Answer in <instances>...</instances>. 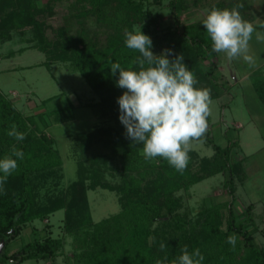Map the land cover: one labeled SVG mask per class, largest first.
<instances>
[{
	"label": "trees",
	"instance_id": "1",
	"mask_svg": "<svg viewBox=\"0 0 264 264\" xmlns=\"http://www.w3.org/2000/svg\"><path fill=\"white\" fill-rule=\"evenodd\" d=\"M9 1L0 0L1 13L11 6ZM75 1L84 4L75 15H71V18L82 21L75 34L68 35L65 28L67 24H63L54 31L55 38L45 35L43 24L30 18L32 9L43 10L35 5V0H23L24 8H19V11L12 9V15H4L8 19L4 21V28L9 29L8 32L17 28L14 22L17 18L13 17L17 14L22 16L18 21L19 28L35 21L39 37L31 48L44 54L45 59L41 64L46 67L54 63L69 65L70 70L79 72L94 94L101 98L103 105L117 92L125 91L116 85L119 73L117 71L113 75L110 72L111 63H119L126 70L129 67L138 70L132 61L140 54L128 49L124 43L125 33L133 31L137 24L150 37L151 48L171 50L172 54L168 56L170 61L177 55H183L182 63L198 81L194 87L210 89L211 99L225 90V84L219 82L223 77L217 72L211 38L204 41L205 35L194 28L195 23L181 25L179 0L170 1L174 26L160 34L149 32L150 25L155 24V18L144 21L146 13L140 4L142 0ZM219 4L221 2L214 4V7L230 8L229 3L223 6ZM24 14L27 17L25 21ZM87 17L94 18L99 27L108 29L104 44L100 45L97 34L92 35V29L85 25ZM202 80L205 81L204 85ZM259 96L264 103V93L260 92ZM48 99L42 100V105ZM69 108L55 109L47 112V115L44 111L26 115L16 109L13 98L0 90V159L11 155L13 146L24 153V159L17 161L18 168L8 177L3 191H0V264L53 260L63 248V238L46 235L24 243L11 253L6 249L8 242L19 235L26 224L48 218L51 213L63 208L64 196L50 197L43 203L38 196L62 165L54 139L46 131L52 123L47 118L53 116L54 122L67 120L71 117L70 112L67 113ZM37 116L44 123L42 128ZM13 124L17 131L25 134L23 141L7 135ZM207 124V131L200 140L212 148L213 154L211 157H200L195 171H189L187 164L182 173L178 172L162 157L146 160L135 148L131 149L126 162L117 169L121 181L114 185L102 183L118 193L120 208L116 213L95 222L87 209L82 193L84 189L79 191L83 194L81 199L77 194L75 199H70L71 203L66 205L64 211L63 225L66 232L74 237L72 257L75 264H157V261L179 264L178 258L184 246L190 253L198 248L204 256L202 264H264V248L255 244L252 230L249 229V224H254L252 204L246 205L242 213L243 220L237 221L233 209L236 200L235 179L241 177L244 169L242 160L232 162L230 159L232 149L239 144L238 140L234 137L225 146L216 144L210 133L209 116ZM103 128L96 125L95 131L83 137L82 134L75 135L77 144L73 142V151L82 148V141L90 144L91 139L98 136L99 130ZM86 169V178L90 179L91 185L99 184L98 170L94 167ZM86 169L82 168V171ZM218 173L226 175L222 182L226 199L214 202L206 198L193 220L187 214L178 213L182 204L181 196H177L176 192L187 190L193 184ZM82 186L81 180L78 187ZM156 222L158 224L154 225ZM233 235L237 238L234 247L227 242L228 237ZM161 243L167 245L163 251L160 249Z\"/></svg>",
	"mask_w": 264,
	"mask_h": 264
},
{
	"label": "rangeland",
	"instance_id": "2",
	"mask_svg": "<svg viewBox=\"0 0 264 264\" xmlns=\"http://www.w3.org/2000/svg\"><path fill=\"white\" fill-rule=\"evenodd\" d=\"M22 1L10 0L8 3L11 6L3 13H1L0 5V56L15 55L0 59V90L13 98L16 109L22 110L26 115L41 112V108L47 115V112L52 110L71 107L67 111V113L70 112L71 117L60 122H54L53 116L47 118L52 123L46 131L54 139L62 165L54 179L44 185L38 196L42 203L50 197L64 196L63 208L51 213L48 218L36 219L26 224L21 228L19 235L8 242L6 249L8 253H11L24 243L46 235L61 237L64 240L63 248L53 260H27L22 264H75L72 257L74 237L73 234L66 232L63 225L66 205L71 203L72 197L75 199L78 195L81 199L84 193L87 209L93 221L97 222L116 213L120 208L118 193L116 190L103 186L102 183L118 184L122 178L117 169L119 170L126 162L131 149L138 148V153L143 155V144L133 143L130 138H127L126 130L118 119L120 110L117 98L124 91L117 92L103 105L101 98L94 94L79 72L70 70L67 64L54 63L50 68L38 64L44 61V54L31 48L33 43H37L39 37L35 21L43 24V28L46 29L45 35L51 38H55L54 31L65 24H67L65 27L67 34H75L82 21L71 18V15H75L84 4L75 0H35V5L43 8L40 11L32 9L30 18L35 21L29 25L24 24V28H19L18 21L22 16L14 15L13 17L17 18L14 22L18 26L8 32L9 29L4 28V21H8L4 15L10 13L12 15V9L19 11V8H24ZM170 1H141L142 10L146 13L144 21L155 18V24L150 25V33L160 34L174 26ZM229 1L231 0H179V22L181 25L195 23L194 28L203 31L205 41L210 36L203 26L204 19L213 8L222 10L220 7H214V4L221 2L219 5L223 6ZM232 1L230 9L236 8L237 5H244L238 9L242 17L245 14H251V17L260 16L259 22L252 21L254 26L264 23L263 12L246 13L241 10L244 7L246 10L248 8L251 10V3L247 5L246 0L244 4L238 3V0ZM251 1L254 5L258 4L256 8L260 11L261 1ZM26 18L24 14V21L27 20ZM85 25L92 29V35L97 34L100 45L105 43L107 28L99 27L92 17L85 19ZM139 27V24L134 26L136 29ZM56 38H59V34ZM19 47L24 51L18 53ZM150 51L156 55L163 53L165 49L153 47ZM249 54L253 57L252 63L246 62L242 57L229 60L225 53L215 52L217 72L223 77L219 79V82L225 84V90L211 99L209 129L214 142L220 146H225L229 139L232 140L234 137L238 140L239 144L232 149L230 159L232 162L242 160L244 169L241 177L239 176L240 179L239 177L235 179L236 200L233 209L237 215V221L243 220L242 213L246 205L252 204L251 214L254 224H249V229L252 230L255 244L264 248V103L259 96L260 92L264 93V42H258L255 33L250 41ZM8 65L33 66L3 71L2 69ZM204 83L205 81L202 80V85ZM43 99L48 100L41 106L39 103ZM36 119L42 128L44 123L38 116ZM96 125L104 127L99 130V135L96 133L95 135L98 136L92 138L88 145L81 139L84 145L74 152L73 142L76 143V136L82 134L83 137L86 133L95 131ZM212 154V148L205 141H192L191 151L188 153L189 171L197 169L200 157H211ZM91 167L97 169L100 175V183L94 186L91 185L90 179L86 178L88 173L86 168ZM82 168L87 171H82ZM225 177V174L218 173L193 184L187 190H178L176 195L181 196L182 204L177 210L178 213L187 214L186 216L193 220L206 198H211L214 202L225 200L226 194L222 187ZM81 180L84 186L79 188ZM82 189L84 192H79ZM157 224L156 222L154 225Z\"/></svg>",
	"mask_w": 264,
	"mask_h": 264
},
{
	"label": "clouds",
	"instance_id": "3",
	"mask_svg": "<svg viewBox=\"0 0 264 264\" xmlns=\"http://www.w3.org/2000/svg\"><path fill=\"white\" fill-rule=\"evenodd\" d=\"M213 8L203 21V26L211 38L213 51L226 54L229 60L243 58L252 63L249 54L253 33L258 42H264V23L253 25L242 18L239 8ZM141 26L125 33L126 47L140 54L132 64L133 70L122 68L119 63H111L110 72L119 76L116 85L125 89L117 98L120 110L118 117L126 130V137L133 143L143 144V156L147 159L162 157L178 172H183L190 159L192 141L200 140L207 131V117L210 115L211 91L196 88L194 74L182 63L183 55L169 60L171 50L154 55L150 48L152 41L143 34ZM147 65V67H145ZM9 137L23 141L25 134L17 131L16 125L7 132ZM15 157V159L13 158ZM24 159L22 150L15 146L11 155L0 159V191L8 177L18 168L17 161ZM235 235L228 237L233 247ZM167 247L161 243L163 251ZM179 264H202L204 256L197 248L191 253L187 246L178 258ZM157 264H162L157 261Z\"/></svg>",
	"mask_w": 264,
	"mask_h": 264
},
{
	"label": "crops",
	"instance_id": "4",
	"mask_svg": "<svg viewBox=\"0 0 264 264\" xmlns=\"http://www.w3.org/2000/svg\"><path fill=\"white\" fill-rule=\"evenodd\" d=\"M260 3L259 4H261V9H260V11L258 10V8H256L257 6H258V4H256V5H254L253 3V1H251V0H246V3H247V5L249 4V3H251V10L248 8L247 10L245 9V7L243 8V9H241V10H243V11H245L246 13H248L249 11L250 12H255V13H264V0H258ZM239 2H241V3H243L244 4V0H238V3ZM256 3V2H255ZM232 4H233V1L231 0V1H229V5H230V8H232ZM237 5V4H236ZM244 6V5H243ZM229 8V9H230ZM231 10V9H230ZM256 15V14H255ZM260 15V14H259ZM244 20H246V21H249V22H251V23H253L252 21H257V22H259V20H260V16H258L257 15V17H251V14L249 15V14H245L243 17H242ZM5 43V42H4ZM19 50H21V47H19L18 48V53H21V52H23L24 51V49L23 50H21V51H19ZM10 52H13V51H10ZM14 53V52H13ZM12 53V54H13ZM17 53V52H16ZM12 56H15V55H7V56H0V59H4V58H8V57H12ZM42 63V61L41 62H39L38 64H41ZM52 65V64H51ZM50 65V66H51ZM33 65H19V66H16V67H14L13 65H8V66H5V68L4 69H2L3 71H12V70H17V69H21V68H24V67H32ZM50 66L48 67V68H50ZM44 100V99H43ZM36 102V101H35ZM36 104V103H35ZM39 104H41V106H42V101H41V103H39ZM41 110L42 111H44L42 108H41Z\"/></svg>",
	"mask_w": 264,
	"mask_h": 264
},
{
	"label": "water",
	"instance_id": "5",
	"mask_svg": "<svg viewBox=\"0 0 264 264\" xmlns=\"http://www.w3.org/2000/svg\"><path fill=\"white\" fill-rule=\"evenodd\" d=\"M1 248H2V245H0V250H1Z\"/></svg>",
	"mask_w": 264,
	"mask_h": 264
}]
</instances>
